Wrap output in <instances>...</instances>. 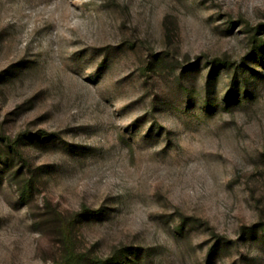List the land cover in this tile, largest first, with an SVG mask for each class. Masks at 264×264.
Listing matches in <instances>:
<instances>
[{
	"label": "rangeland",
	"instance_id": "obj_1",
	"mask_svg": "<svg viewBox=\"0 0 264 264\" xmlns=\"http://www.w3.org/2000/svg\"><path fill=\"white\" fill-rule=\"evenodd\" d=\"M257 40L264 0H0V264L61 261L48 201L93 257L264 264Z\"/></svg>",
	"mask_w": 264,
	"mask_h": 264
},
{
	"label": "trees",
	"instance_id": "obj_2",
	"mask_svg": "<svg viewBox=\"0 0 264 264\" xmlns=\"http://www.w3.org/2000/svg\"><path fill=\"white\" fill-rule=\"evenodd\" d=\"M257 43L261 42L257 40ZM258 47L259 49H264V44L261 43ZM219 62L222 65L229 64L227 60L219 59ZM23 135L25 134L18 135L15 141L19 143ZM22 190L23 197H28L33 192V185L25 183L22 186ZM47 207L50 209L51 215H53L56 220L57 231L62 246L61 261L57 264H134L133 261L137 259L136 253L141 252L139 248H137L138 250L136 249L137 251L131 248H123L117 250L113 255L106 258L90 256L88 253L78 249L74 237V228L77 224L100 215L102 213L101 209H93L88 205H83L80 210L67 214L58 208H54L50 201H48ZM214 249L215 247L213 250ZM131 252L134 253L132 256H130Z\"/></svg>",
	"mask_w": 264,
	"mask_h": 264
}]
</instances>
